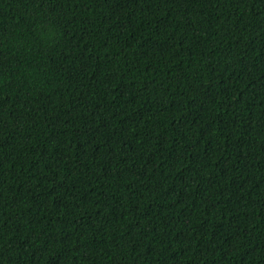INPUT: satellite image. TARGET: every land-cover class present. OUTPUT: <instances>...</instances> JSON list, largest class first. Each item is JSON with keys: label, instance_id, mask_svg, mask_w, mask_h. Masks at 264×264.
Returning a JSON list of instances; mask_svg holds the SVG:
<instances>
[{"label": "trees", "instance_id": "trees-1", "mask_svg": "<svg viewBox=\"0 0 264 264\" xmlns=\"http://www.w3.org/2000/svg\"><path fill=\"white\" fill-rule=\"evenodd\" d=\"M0 264H264V0H0Z\"/></svg>", "mask_w": 264, "mask_h": 264}]
</instances>
